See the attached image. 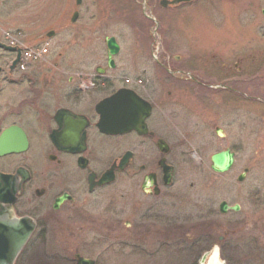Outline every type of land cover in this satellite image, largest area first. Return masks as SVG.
Listing matches in <instances>:
<instances>
[{
  "label": "rangeland",
  "instance_id": "374dc122",
  "mask_svg": "<svg viewBox=\"0 0 264 264\" xmlns=\"http://www.w3.org/2000/svg\"><path fill=\"white\" fill-rule=\"evenodd\" d=\"M74 1L0 0V41L4 29L23 31L29 45L50 43L49 53L28 70L35 80L28 86L34 87V94L26 84L11 92L12 109L18 111L15 117L23 121L49 117L65 104L64 95L69 91L97 79L95 69L107 65L105 36H113L120 45L114 57L115 68H107L106 74L124 76L133 85L142 81L138 92L149 100H165V73L159 65L164 61L162 57L156 62L153 59L158 49H169L173 55L192 50L203 64L207 58L210 63L206 72L216 75L221 83L230 76L219 65L227 68L240 63L242 72L235 73L230 82L245 93L218 90V102L202 117L193 119L190 127L178 120L162 123L154 118L150 122L151 130L159 136L168 132V158L176 169L169 204L158 201L161 218H141L143 211H137L134 205L149 200L140 194L136 179L124 177L120 211L112 214L111 205L107 210L92 205L77 222L60 214L51 234L34 237L21 264H75L76 255L93 259L96 264H199L208 238L213 242L220 239L215 246L222 263L264 264V0H200L189 8L183 30L167 34V45L164 40L150 44L147 38L151 30L143 31L141 26L139 41L134 39L133 25L124 21L126 17L130 21L138 17L134 0H83L79 9ZM75 9L81 16L71 23ZM88 9L90 14L86 13ZM50 32L54 33L52 37L47 35ZM215 53L223 58L218 65L210 57ZM5 58L0 51V67L7 62ZM202 81L211 82L204 76ZM86 92L80 102L71 105L80 109L84 101H90L93 107L107 95L100 88ZM24 99L26 107L19 104ZM217 128L223 138L217 136ZM134 147L132 137L113 140L107 147V158ZM227 148L236 152L235 163L230 171L215 174L210 169V157ZM245 168L248 172L240 183L238 177ZM223 201L240 205V211L223 214L219 210ZM127 221L130 229L125 227Z\"/></svg>",
  "mask_w": 264,
  "mask_h": 264
},
{
  "label": "flooded vegetation",
  "instance_id": "af4514ba",
  "mask_svg": "<svg viewBox=\"0 0 264 264\" xmlns=\"http://www.w3.org/2000/svg\"><path fill=\"white\" fill-rule=\"evenodd\" d=\"M199 1L134 0L137 4L138 17L130 21V18L125 16L127 20L124 21L133 25L135 40L139 41L138 28L141 26L143 31L151 30L147 38L150 44L164 40L163 43L167 45L170 43L166 38L169 37L167 34L183 30L189 8ZM74 2L77 9L83 5V0ZM86 13L90 14V10L88 9ZM80 16L81 13L75 9L69 21L74 23ZM107 38L110 36H105L104 41ZM167 50V52H160L159 49L156 51L157 60L159 61L162 57L164 61V64L159 62V65H163L161 72L165 73V100L155 101L143 97L138 92L142 81H137L138 86H136L124 76L115 78L108 75L106 74L108 65L106 68L103 67L104 74L94 75L97 79L92 81L88 90L100 88L104 94H107L102 99L113 95L118 90L128 89L134 91L150 107L149 115L144 120L146 131L142 133L133 131L123 135H107L98 129L99 115L96 112V105L102 99L93 107L90 101L87 103L84 101L80 109L71 105L80 102L82 96L87 94L81 87L72 89L69 95H64L65 104L58 107L49 117L43 115L24 121L20 117H15L16 111L12 109L13 94L11 92L21 84H26L29 93L34 94V87H29L35 84V80L32 79L31 72L22 73L17 68L12 69L9 59L3 67H0V264H21V258L34 237L41 239L51 234V230L59 224L60 214L71 222H77L84 219L92 205L106 208V210L108 205H111L109 211L112 214L113 211L114 213L120 211L119 208H122V200L125 196L122 186L124 177L136 179L140 194L149 200L147 203L137 202L134 205L137 211H143L141 218L143 220L161 218L158 212L160 208L158 201L163 200L164 206L169 204L167 200L170 198L169 192L174 182L176 169L168 158L171 152L168 132L164 131L163 136H159L151 130L150 122L154 118L162 120V123L178 120L186 127H190L189 123L193 119L202 117L218 102V90H225L227 93H245L230 82L234 79L232 77L235 73L242 72L240 63L234 62L227 68L225 64L219 65L221 71L230 76L221 83L216 79V75L212 77L211 73L206 72L205 67L210 63L207 58L206 64H203L202 61L199 62V56L192 50L178 55H173L169 49ZM210 57L215 65L223 61V58L216 53L211 54ZM194 64H200V67H197L198 65L195 67ZM202 76L205 80L211 81L210 84L203 83ZM115 83L119 86L116 87ZM245 87L249 89L250 85ZM224 96L229 99L232 97L230 94H224ZM243 96L252 99L246 94ZM222 102L228 103L224 99ZM19 104L26 107L27 99L20 101ZM61 109L81 116L87 122L82 129L84 135L82 149L67 151L65 136L70 124L65 117L57 116ZM72 128L74 133L80 136L79 131L76 132L80 126ZM6 131H10L9 138L4 141L2 136ZM216 134L220 138L224 137L220 128L216 129ZM185 135H188V132H185ZM127 136L135 140V150H121L117 155L113 154L107 158V147L110 142ZM160 144L162 148L167 149L166 152L162 151ZM225 150L231 151L235 158L234 150L229 148ZM139 154L142 155L141 158ZM106 174L112 178L110 182H102ZM106 202L107 206H105ZM228 206L231 207L229 204ZM125 227L130 229L132 225L127 221ZM28 233L29 237L21 246L22 238ZM219 240L216 242L209 238L205 240L206 252L212 251ZM199 243L205 244L202 240H199ZM79 257L82 256L76 255L75 264ZM93 261L96 264V261Z\"/></svg>",
  "mask_w": 264,
  "mask_h": 264
},
{
  "label": "water",
  "instance_id": "95a60500",
  "mask_svg": "<svg viewBox=\"0 0 264 264\" xmlns=\"http://www.w3.org/2000/svg\"><path fill=\"white\" fill-rule=\"evenodd\" d=\"M106 46L108 64L110 67L113 68V56H115L119 52V46L114 38H107ZM0 48L10 53L15 52L14 48L7 47L1 43ZM19 57L20 54L18 51L17 59L13 62L11 68H14L16 66L17 62L19 61ZM149 110L150 108L148 103L141 99L139 96H137L133 91L121 89L110 97L103 99L96 105V112L99 115L97 127L102 133L107 135H123L133 131H138L142 133L146 131L144 120L149 115ZM57 116L65 117L66 121L70 124V126H68V131L65 136V147L67 151L73 152L78 148L82 149V145L84 144V135L82 134V129L86 126L87 122L84 121L83 117L77 116L66 110H59ZM73 126L75 128L77 126H80V129L76 130V132L79 131L80 136L74 133L75 131L72 128ZM9 132L10 131H6L4 133V135L2 136V140H8ZM160 147L163 152L167 151V149L162 148L161 144ZM211 163V169L214 172H228L233 166L234 154L229 150L218 152L211 157ZM247 171L248 170L245 169L244 173L238 177L239 182H242L244 180ZM108 176L109 175L106 174L103 177L102 182H110L112 178H109ZM228 210L237 212L240 210V207L239 205L229 207L226 202H222L220 205V212L226 213ZM29 233L28 235H25L22 238V241L20 243L21 246L29 237ZM208 255L209 253H205L202 256L199 264H204ZM77 264H94V261L79 257Z\"/></svg>",
  "mask_w": 264,
  "mask_h": 264
},
{
  "label": "built area",
  "instance_id": "2783aa9c",
  "mask_svg": "<svg viewBox=\"0 0 264 264\" xmlns=\"http://www.w3.org/2000/svg\"><path fill=\"white\" fill-rule=\"evenodd\" d=\"M7 39L9 40L11 45H18L22 46V43L20 42L19 38L17 36H11L7 34ZM46 50L41 51H34L32 49H26L23 54L24 61L34 60L37 59L44 53ZM22 69H24V65L21 66Z\"/></svg>",
  "mask_w": 264,
  "mask_h": 264
},
{
  "label": "bare ground",
  "instance_id": "6f19581e",
  "mask_svg": "<svg viewBox=\"0 0 264 264\" xmlns=\"http://www.w3.org/2000/svg\"><path fill=\"white\" fill-rule=\"evenodd\" d=\"M209 263L208 264H222V261L220 260V257H219V251L217 248H215L211 254H210V257L208 259Z\"/></svg>",
  "mask_w": 264,
  "mask_h": 264
}]
</instances>
